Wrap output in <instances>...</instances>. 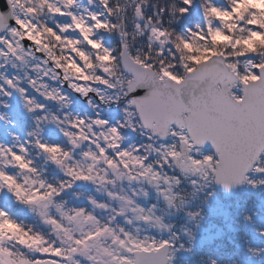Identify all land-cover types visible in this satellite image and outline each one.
I'll list each match as a JSON object with an SVG mask.
<instances>
[{"label":"snow or ice","instance_id":"snow-or-ice-1","mask_svg":"<svg viewBox=\"0 0 264 264\" xmlns=\"http://www.w3.org/2000/svg\"><path fill=\"white\" fill-rule=\"evenodd\" d=\"M143 2L132 0L137 21L135 33L143 36L147 31V51L133 52L128 33L120 31L123 18L120 23H111L108 19L122 13L121 7L112 5L111 0H98L103 11L88 13L90 24L68 11L78 6L77 0H60L61 7L48 0H36L35 6H32L33 0H6L10 12L18 5L27 16L35 17L47 8L49 13L67 17L70 22L57 25V32L12 15L13 26L9 27V17L0 13V31L7 28L14 38L9 41L0 37V44L7 49H0V57L7 61L10 54L26 63L24 57H35L31 48L24 50L21 41H31L35 51L45 55L41 64L52 62L51 68L38 69L43 73L39 80L44 77L60 80L61 86L66 82L73 93L82 96L95 92L101 102L105 97L100 95L99 89L87 85L88 82L103 85L112 90L113 95L107 99L121 107L123 122L118 120L109 126L107 120L99 119L98 113L97 119H89L87 123L71 113H63L62 117L49 114L45 112L46 104L35 103L25 89L0 74V80L19 93L28 114L41 113L33 117L35 128L27 133L31 140L11 147L0 145L4 166L17 168L19 173L31 174L32 178L25 175L20 183L17 176L8 175L0 168V191L7 189L15 201L34 211L50 229L47 236L25 230L8 212L0 209V256L5 258L0 264H176L179 251H190L183 243L177 246L180 239L177 234L168 239L148 236L140 239L123 227H113L118 218L131 224L132 220L126 219L128 212L133 213L132 219L151 221L149 214L127 196L108 194L110 199L119 201V205L111 209L104 222L97 218L95 211L107 209L106 204L89 198L87 204L91 210L87 206H67V201L61 199L62 194L78 184L98 182L102 187L114 185L116 181L146 180L170 208H176L173 187L182 182H188L192 197L205 190H208L207 197H212L217 189L227 192L245 185L253 190L264 188V0H222V3L204 0L200 5L202 26L196 24L195 30L182 23L190 15L195 0H178V4L160 7L147 17ZM153 15L157 16L155 21ZM167 17L172 18L169 24H177L179 33L174 34L165 27ZM94 30L119 32L118 49L93 38ZM70 31L79 33L80 39L63 36ZM57 45L62 53L70 51L71 55H57L54 51ZM82 46L92 51L87 52ZM97 69L102 75L96 74ZM27 84L46 102L60 104L65 109L71 103L59 89L47 91V84L31 79ZM0 93L10 95L2 85ZM88 104L95 108L91 100ZM42 125L53 126L70 148L60 143L41 142ZM93 126L102 131L94 132ZM125 128L133 132L140 129V135L147 140L161 141L159 148L149 143L145 151L158 153V165L167 166L176 175L161 176L152 164L145 163L148 155L138 157L122 150L121 129ZM13 140L18 138L14 136ZM84 143L90 148L80 153L79 161L74 160L73 152ZM25 145L43 154L65 179L57 184L39 179L36 169L31 167L32 161L27 159ZM84 161L90 163L85 165ZM109 171L113 179L107 178ZM161 180L167 186L163 191L158 183ZM180 199L178 211L183 209V197ZM185 215L195 221L199 212L190 211ZM243 220L250 224L252 217L244 215ZM151 222L155 228L171 229L170 225L162 224L159 217ZM236 228L238 230L239 224ZM183 234L194 241L187 230ZM258 235L264 237V231L258 230ZM9 242L12 243L9 245ZM248 251L257 255L264 249ZM211 264L216 261L212 260Z\"/></svg>","mask_w":264,"mask_h":264},{"label":"rangeland","instance_id":"rangeland-1","mask_svg":"<svg viewBox=\"0 0 264 264\" xmlns=\"http://www.w3.org/2000/svg\"><path fill=\"white\" fill-rule=\"evenodd\" d=\"M53 5L57 7L56 2ZM14 11H15L14 13L15 16H19L21 19H24L26 21L29 20V16H27L18 5L14 7ZM0 37L4 38L5 40L14 41V38L8 34V31ZM29 43L30 44L28 45V48L24 47V50L27 51L29 48H31L34 53V57L39 58V60H37L39 63L45 60L44 53L39 52V53H43V57H40V55L38 56L37 54H35L36 52L35 46L31 43V41H29ZM13 46L15 45L13 44ZM19 54L20 53L18 52L17 55ZM27 58L28 57H24L26 63H22V67L28 65ZM5 62L8 63L9 62L8 59L6 61L4 57H0V63L4 64ZM8 65L9 67L7 69V73H4L5 75H3L6 77L5 79L8 80H12L13 78L18 79L20 73L17 70L20 64L18 65L17 62L10 61ZM96 72H100L99 69H97ZM74 82L79 84H84V82H76V81ZM13 83L16 82L14 81ZM87 86H90L94 89H99L100 95H103L105 97L104 102H101L100 96H98L95 92H91L87 96H82L79 93H73L71 89L67 88L68 87L67 83L64 82L63 86L59 84L58 89L60 90L61 95H65L70 99L71 103L68 109H72L74 104H78L79 106H81L86 110L87 114H90L89 116L93 117L92 119H97V113H98L99 119L107 120L109 122V126L115 125L118 120L123 122L121 107L110 102L107 99L108 96L113 95L112 90L106 89L104 88L103 85H97V84L88 83ZM28 89L31 90L30 88ZM8 90L9 89H5V91ZM9 93L10 95L8 97H10L11 99L14 98L16 100L18 98L17 101H19L20 103L18 104L20 106V109H25L22 98L18 97L19 94L17 95L16 92L13 90H11ZM89 100L92 101V104L95 105V108L89 106L88 104ZM53 104H57V103L53 102ZM12 107L8 105V107L6 108L12 109ZM57 107L58 109H64L61 107L60 104H57ZM0 108L4 109V107L1 106ZM57 135L63 139L64 143H66L65 139L59 134V132ZM121 135L124 137L120 145L122 150L126 149L132 152L133 156H138V157H143L145 155H148V160L145 161V163L152 164L154 170L159 172L161 176L167 175L171 177L173 175H176V173L167 166L161 168L158 165L157 163L159 161L158 153L152 154L150 152L145 151V146L148 145L149 143L153 144V147L155 148H159L160 143L158 144L157 141H149L144 136H141L140 129H137L135 132L127 128L121 129ZM65 145H67V143ZM68 148H70L69 145H67L66 149ZM89 148L90 146H88L84 150L83 149L80 151L76 150L75 152H73V159L79 161L81 159L80 153L82 151L88 150ZM135 149H139V151H134ZM92 150H95L94 146H92ZM42 156L45 157L43 154ZM83 163L86 165L87 163H90V161H84ZM46 166H49V164ZM101 167H103V165H101ZM132 167L133 165H129V168ZM56 169L60 175V181H63L65 177L57 167ZM107 178L113 179L112 173L110 171L108 173ZM158 183L160 184V191H163L167 187L166 185L163 184L162 180L159 181ZM183 183L188 184V182H182L181 185L173 187V194L177 196V199L173 201V203L176 205V208L168 207L166 201H164L163 198L157 194V189L152 187L146 180H137L131 183H129L127 180L116 181L114 185L105 184L102 187L99 186L98 182L95 185L78 184L74 187L73 190L62 194L61 199L67 201V206L68 204L69 206H82L81 204L78 203L79 198L81 202H87L89 198H92L97 203L108 205V208L105 210L97 209L95 211V215L97 216V218L101 222H104L107 219V217L110 215L111 209L117 208L119 205V201L115 199H110L108 195L109 193H112L113 196H118V197L127 196L129 198H132L135 201L136 205L144 209L145 213L149 214V216L151 217V221H154L156 217H159L161 223L164 224L165 226L170 225L171 229L170 230L158 229L152 225L151 221L149 223H145L144 221H138L132 219L133 213L131 212L126 213V219L132 220L131 224L125 223L124 219L118 218L116 224H114L113 227H123L125 231H128L133 235L138 236L140 239H143L145 236L153 237L157 240L168 239L172 234H177L180 237V239L177 241V246L183 243L186 248L190 249V251L187 252L183 250L179 251L176 254V264H197V260L202 259V257L199 258V254H202L204 252V251H199V249L201 250L203 249V247L206 246L205 245L206 240L209 242L208 245H211V242L212 243L216 242L218 244L223 243V245H225L226 248L225 246L223 248H220L219 252H228L226 253L228 258L230 259L236 258L237 260H239L240 264H264V251H260L259 254L257 255H253L252 252L248 251L254 245H255V249L253 250H261L257 248V243L258 241H260L258 239L260 236H258L259 224H257V221L258 219H260V216H257V214L253 216L250 224L244 222V220H243L244 223L242 224L239 223V220L228 222V218L232 217L234 213L237 214L243 213L242 216L248 215L250 213L245 211L242 212L236 211V209L239 206L246 204L245 202H240L239 196H236V194L239 191L241 192L250 191L254 193L259 188L253 190L251 188H248L246 185L242 186L238 190V192L234 194L232 198L230 197L229 199H223L220 193L219 194L217 193L212 197H207L206 194L208 190L197 193L195 197H192L189 195V193L192 191L191 187L189 188L190 189L189 192L184 193L182 191ZM133 193H135V195H133ZM145 193L147 195H145ZM9 194L10 193H8L7 190H5L4 192L0 191V200H6L5 199L6 196H12L11 194L10 195ZM181 197H183V201H184L183 209L178 211L177 209L181 207V199H180ZM254 198L255 197H253V199ZM15 202L11 201L10 204L11 205L17 204V206L20 207V210H24L29 215V217H31L36 221L38 226L37 228L39 230L43 226L46 227L41 222L40 218L36 215L34 211H31L27 206ZM84 206L89 207V210H91V206H89L88 204ZM150 209L151 212L149 213ZM190 211L199 212V216H197L195 221L189 220V218L185 215L186 212H190ZM34 220H32V222H34ZM237 224H239L238 230L236 228ZM29 229L31 228L29 227ZM184 230H187L194 237V241H190L188 236H185L183 234ZM32 232L35 231L32 230ZM194 233H196V235L198 233H203V234L202 236H194L193 235ZM8 235H11V233H9ZM223 235H225L224 236L225 238L222 239V241H220L219 238H222ZM10 243L11 242H9V244ZM236 247H238L239 249ZM236 250L237 251L240 250V252L235 254ZM197 251H199V254ZM219 252L216 251L212 254V256H216L214 257V259L217 258L219 254H221ZM0 259L4 260L5 258L3 256H0Z\"/></svg>","mask_w":264,"mask_h":264},{"label":"trees","instance_id":"trees-1","mask_svg":"<svg viewBox=\"0 0 264 264\" xmlns=\"http://www.w3.org/2000/svg\"><path fill=\"white\" fill-rule=\"evenodd\" d=\"M49 3L54 4L57 3V7H61L60 0H48ZM137 3H140L141 0H136ZM217 3H222V0H216ZM36 0H33V5L35 6ZM112 5H118L122 9V13L120 15H114L112 17H109V21L111 23H120L121 17L123 18V24L121 26L120 31H124L128 33V42L132 46L133 52L139 50L140 52L147 51V31H145V34L143 36H136L135 33V23L137 22L134 16L133 9L135 8V4L132 3V0H111ZM204 3V0H195V5L193 9L190 12V15L186 17L182 23L188 27H192L193 30H195V25L198 23H201L202 26V14H201V8L200 5ZM173 4H178V0H144L142 7L144 8L145 16L152 15L153 13H156L157 10L160 7H170ZM77 5L74 6L71 9H68V11H71L74 15H77L80 18H84L87 23H91L90 21H87V14L88 13H99L102 12L103 9L98 5V0H92V3H89V0H77ZM28 5H25L27 7ZM63 10V9H62ZM104 17H101L103 19ZM153 20L155 21L157 19L156 15L152 16ZM29 19L33 22V24L39 26L41 24L53 28L55 31L58 32L57 25H63L64 23L70 22L67 17H60L58 15H54L52 13H49L47 11V8H44L43 12L35 17L29 16ZM172 19L171 17H167L164 19V25L169 29V31H173L174 34H177L180 32V29L177 27L176 23L169 24L168 21ZM143 24V22H140ZM95 32V30H94ZM63 36L67 39H80L79 33L77 32H66L63 34ZM133 36H136V39L133 40ZM93 38L96 39H102L104 43L113 49H118L121 37L119 35V32H95V36ZM51 46V44L49 45ZM79 47V46H78ZM85 51L91 52V49H88L86 46H82ZM0 49L7 51L5 46L3 44H0ZM57 55L66 54L71 55L70 51L67 53H62L60 51V46L57 45L54 49ZM226 51H230V49H226ZM195 56L196 53H193ZM8 61H14L17 62L18 66V72L20 73L18 76V79H12L13 82L15 81L17 86L19 88H23L26 90V95L29 98H34V102L38 104H46L45 112L49 114H55L57 116L63 115V113H71L72 116H76L78 118H84L86 122L89 121V119H92V116H89L90 114H87L86 110L79 106L78 104H74L72 109H58L57 104H53V102H45L43 100V97L39 96L36 92H33L32 89H28L27 80H37V83H45L48 85L47 91H52L53 89H58L59 84H61L60 80H50L48 77H44L43 80H39L38 77L42 76L43 73L39 71L38 69L43 68H51L52 62L49 61L47 65H43L39 63L37 60L39 58H27V63L25 67H22V62L17 61L15 57L12 55H8L7 57ZM93 62L95 63V55L92 56ZM8 63H0V74L5 75L4 73H7V69L9 67ZM156 62L155 60L153 61ZM178 62V61H177ZM63 63V61L61 62ZM59 70V69H58ZM97 75H102L101 72H96ZM24 75V76H23ZM6 78L5 76H3ZM23 77V79H22ZM27 77V79H26ZM9 78V77H8ZM21 79V80H20ZM18 82V83H17ZM76 82H84V81H76ZM85 83V82H84ZM91 84V82H88ZM0 85L4 87V89H9L7 85L4 84L3 80H0ZM68 88V87H67ZM12 89H9L10 92ZM18 95L19 93L16 92ZM18 97H21L18 95ZM18 100V98H17ZM14 98H10L8 96H4L2 93H0V106L4 107L3 105H10L12 109H7L4 107V109L0 108V145L11 147L14 144H23L24 141L31 140V137H28L27 133L32 131L35 128V124L33 123V117L41 115L40 112H35L33 114H28L26 109H20V106L18 104L19 101H17ZM48 107V109H47ZM54 109H52V108ZM50 108V109H49ZM15 109V110H13ZM43 127V132L41 134V142H55L60 143L63 146L66 144L64 143L63 139L58 136V132H56V129L48 125L46 127ZM57 133V134H56ZM17 137L18 140H13V137ZM25 147L28 149V156L27 159H30L32 161L31 167L36 169V173L39 179L45 180L47 183L57 184V182L60 181V175L57 172V169L55 165H53L50 161H47L45 157L42 156L40 152H38L37 149L34 147H30L29 145H25ZM65 148H67V145H65ZM16 148H13V151H16ZM209 150V149H208ZM210 151V150H209ZM10 159V158H9ZM49 166H46L48 165ZM0 168L5 171L8 175L17 176L18 182L23 183V176L28 175L29 178L31 177V174L28 173H19V170L17 168H13L11 166L5 167L3 159L0 158ZM19 173V174H18ZM25 187H27L25 185ZM189 184L183 183L182 185V191L184 193L190 191ZM7 189H4L1 192H4ZM8 192V191H7ZM9 193V192H8ZM218 192L216 191L215 194ZM219 194V193H218ZM10 195V194H9ZM236 196H239L240 202H245V205L239 206L236 211L242 212H250L248 215L251 217L260 216V219H258L257 224H259V231H264V188L257 189L254 193L248 191V192H241L239 191ZM222 197V196H221ZM253 197H255L253 199ZM232 198V197H231ZM6 200H0V209L6 211L9 213L10 217L14 219L18 224H21L25 230H28L30 225H34L36 223L32 222V218L29 217V215L24 211L20 210V207L15 205H11V201L15 202V198L12 196H6ZM15 203H18L17 201ZM243 213L237 214L234 213L232 217H229L232 221H238L239 223L243 222ZM218 221V220H217ZM259 236V235H258ZM260 241L257 243V248L264 249V237L258 238ZM216 257V256H213ZM200 258V257H199Z\"/></svg>","mask_w":264,"mask_h":264},{"label":"flooded vegetation","instance_id":"flooded-vegetation-1","mask_svg":"<svg viewBox=\"0 0 264 264\" xmlns=\"http://www.w3.org/2000/svg\"><path fill=\"white\" fill-rule=\"evenodd\" d=\"M35 54H37L38 56L40 55V56H43V53H39V52H36ZM78 203L79 204H81L82 206H84V205H87V202H81L80 201V198H79V201H78ZM78 205V204H77ZM68 206H69V204H68ZM77 207H79V206H77ZM34 220V219H33ZM34 222H36L35 220H34ZM228 222H232V220H230L229 218H228ZM36 227H38V226H35V227H32L31 229L32 230H34L35 232H38V233H42V234H44L45 236H47L48 235V233H49V231H50V229L48 228V227H39L40 228V230L38 229V228H36ZM202 234L203 233H198L197 235H196V233H194L193 235L194 236H202ZM225 235H223V237L222 238H219L220 239V241H222V239H224L225 237H224ZM215 242V241H214ZM223 242H224V240H223ZM12 243V242H11ZM10 243V244H11ZM9 244V245H10ZM209 244V242L206 240L205 241V247H203V249H199V251H204L202 254H199V251H197L198 252V254H199V257L201 258L202 257V259H207V258H213L214 259V257L212 256V254L214 253V252H216V251H218L219 252V250H220V248H223L225 245H223V243H221V244H218V243H212L211 242V245H208ZM225 248H226V246H225ZM236 248H238V247H236ZM239 249V248H238ZM252 250L253 249H255V245L254 246H252V248H251ZM198 250V249H197ZM238 252H240V250L239 251H237L236 250V253L235 254H237ZM210 253V254H209ZM219 253H221V254H219V256L218 257H220V256H222L223 255V253H228V252H219ZM240 254V253H239ZM42 259L44 258V257H41ZM230 259V258H229ZM234 259H236V258H232V259H230V260H234ZM1 260V259H0ZM236 262H237V264H240V262H239V260H235Z\"/></svg>","mask_w":264,"mask_h":264},{"label":"water","instance_id":"water-1","mask_svg":"<svg viewBox=\"0 0 264 264\" xmlns=\"http://www.w3.org/2000/svg\"><path fill=\"white\" fill-rule=\"evenodd\" d=\"M0 13H3V14H5L6 16H8L9 17V27H12L13 26V21L11 20V16L12 15H14V8L12 9V11L10 12L9 11V6H8V4L6 3V0H0ZM8 29L7 28H5L4 30H2V31H0V36L1 35H3L6 31H7ZM23 43H24V46L25 47H27L30 43H29V41L28 42H24L23 41ZM94 128H95V130H101V129H98V128H96L95 126H94ZM161 142V141H160ZM84 144H86V143H84ZM83 144V145H84ZM82 145V146H83ZM81 146V147H82ZM209 149H210V146H209ZM211 150V149H210ZM242 186H240V187H237V188H234V189H232V190H230V191H227V192H225L224 190H222V189H217L219 192H221L222 193V195H223V197L224 198H227V197H229V196H231L233 193H235L237 190H238V188H241Z\"/></svg>","mask_w":264,"mask_h":264},{"label":"clouds","instance_id":"clouds-1","mask_svg":"<svg viewBox=\"0 0 264 264\" xmlns=\"http://www.w3.org/2000/svg\"><path fill=\"white\" fill-rule=\"evenodd\" d=\"M212 260H215L216 264H237L235 260H230L226 253H223L222 256L217 257L215 259L213 258L198 259L197 264H211Z\"/></svg>","mask_w":264,"mask_h":264}]
</instances>
